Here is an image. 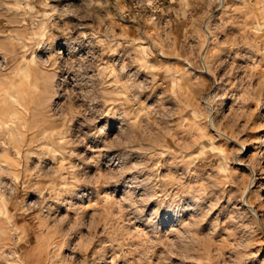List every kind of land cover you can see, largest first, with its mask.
<instances>
[{"label":"rangeland","instance_id":"374dc122","mask_svg":"<svg viewBox=\"0 0 264 264\" xmlns=\"http://www.w3.org/2000/svg\"><path fill=\"white\" fill-rule=\"evenodd\" d=\"M0 264H264V0H0Z\"/></svg>","mask_w":264,"mask_h":264}]
</instances>
